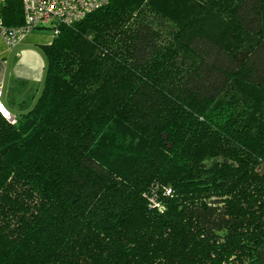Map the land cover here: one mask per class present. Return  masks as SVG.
Returning <instances> with one entry per match:
<instances>
[{"label":"trees","instance_id":"obj_1","mask_svg":"<svg viewBox=\"0 0 264 264\" xmlns=\"http://www.w3.org/2000/svg\"><path fill=\"white\" fill-rule=\"evenodd\" d=\"M44 53L0 111V264H264V0H107Z\"/></svg>","mask_w":264,"mask_h":264},{"label":"crops","instance_id":"obj_2","mask_svg":"<svg viewBox=\"0 0 264 264\" xmlns=\"http://www.w3.org/2000/svg\"><path fill=\"white\" fill-rule=\"evenodd\" d=\"M52 40L48 29L27 33L12 47L0 39V102L5 117L15 119L34 106L45 79L44 47Z\"/></svg>","mask_w":264,"mask_h":264},{"label":"built area","instance_id":"obj_3","mask_svg":"<svg viewBox=\"0 0 264 264\" xmlns=\"http://www.w3.org/2000/svg\"><path fill=\"white\" fill-rule=\"evenodd\" d=\"M4 2L5 0H0V39L12 47L22 36L37 29H48L54 38L59 26L82 20L103 8L107 0H20L23 23L13 27L5 25L1 17V5ZM1 96L0 89V98ZM2 108L0 102V111Z\"/></svg>","mask_w":264,"mask_h":264},{"label":"water","instance_id":"obj_4","mask_svg":"<svg viewBox=\"0 0 264 264\" xmlns=\"http://www.w3.org/2000/svg\"><path fill=\"white\" fill-rule=\"evenodd\" d=\"M10 119H11V118H10ZM163 138H164V139H166V136H165V135H163ZM169 147H171V145H169Z\"/></svg>","mask_w":264,"mask_h":264},{"label":"rangeland","instance_id":"obj_5","mask_svg":"<svg viewBox=\"0 0 264 264\" xmlns=\"http://www.w3.org/2000/svg\"><path fill=\"white\" fill-rule=\"evenodd\" d=\"M7 118V117H6ZM10 120V118H8Z\"/></svg>","mask_w":264,"mask_h":264}]
</instances>
